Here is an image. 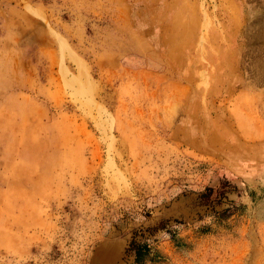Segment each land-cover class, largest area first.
<instances>
[{
    "label": "rangeland",
    "instance_id": "1",
    "mask_svg": "<svg viewBox=\"0 0 264 264\" xmlns=\"http://www.w3.org/2000/svg\"><path fill=\"white\" fill-rule=\"evenodd\" d=\"M135 230L264 264V0H0V264H135Z\"/></svg>",
    "mask_w": 264,
    "mask_h": 264
},
{
    "label": "trees",
    "instance_id": "2",
    "mask_svg": "<svg viewBox=\"0 0 264 264\" xmlns=\"http://www.w3.org/2000/svg\"><path fill=\"white\" fill-rule=\"evenodd\" d=\"M231 181L227 177H223L217 185L208 186L201 194V201L205 204L213 203L226 196L230 191ZM234 186V185H233ZM235 189V187H234ZM151 230V229H150ZM139 230L134 231V236L129 243V251L135 254V264H147V262H156L161 255L158 251H153V248L146 241H139L137 234ZM176 236L173 235V239Z\"/></svg>",
    "mask_w": 264,
    "mask_h": 264
}]
</instances>
